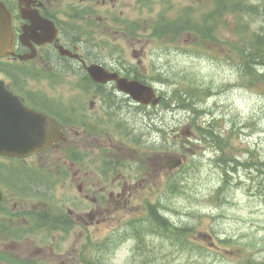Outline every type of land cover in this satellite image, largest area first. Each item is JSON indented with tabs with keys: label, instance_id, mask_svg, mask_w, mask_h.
Segmentation results:
<instances>
[{
	"label": "rangeland",
	"instance_id": "rangeland-1",
	"mask_svg": "<svg viewBox=\"0 0 264 264\" xmlns=\"http://www.w3.org/2000/svg\"><path fill=\"white\" fill-rule=\"evenodd\" d=\"M164 1L171 10V18L182 13L185 6L196 8L199 16L214 8L211 0ZM246 1L258 9L257 15H245L244 20L249 26L241 24L237 16L227 9L223 14L224 22H218L212 35L199 36L193 31L183 34V29H178L175 33L178 34L177 41L171 42V35L175 34L170 33L167 40H157L159 33L139 21V39L133 47L138 51V57L132 56L133 48L121 38L120 45L126 53L114 57V60L109 58L112 65L133 67L138 73H159L162 79L177 85L180 92L185 86H193L203 92L208 90L211 95L198 99L197 115L189 109L181 110L173 106L170 112L160 111L162 123L158 119L155 123L167 131L165 141L150 128L147 131L146 126L151 122V117L145 115L147 112H133L132 117L123 116L134 118L135 131L139 136L148 135L146 140L151 147L148 154L142 147L144 143L137 148L139 158H149V163L143 161V169L136 170L138 165L133 171L122 168L125 175L138 172L134 182H139L137 192L133 191L130 197L126 193L121 198L128 199L127 204L132 211H126L124 216L118 214L93 219L87 228L75 224L70 229V264H264V196L258 195L259 184L264 190L263 169L262 174L255 167L246 170L238 168L235 173L230 169L225 176L216 165L222 152L215 150L209 142L200 140L191 122L192 118L198 117V124L206 127L214 121L215 127L218 126L216 132L229 144L224 150L226 156L233 154L239 162H264V83L252 88L241 86V75L236 65V50L244 46V39L239 35L241 30L246 28L250 32L261 28L264 31V0ZM179 9H182L180 13ZM193 19L196 21L195 17ZM202 33L200 28L199 34ZM108 50L110 47L106 46L105 57H110ZM258 70L263 72L260 68ZM32 82L33 79H30L24 87L34 88L35 83ZM158 90L167 98L174 88L162 85ZM200 111L202 114L198 115ZM169 153L186 157L183 168L169 174L163 169L155 171L156 166L151 164L152 156L156 158ZM147 173L149 176H146ZM227 178V185L224 186ZM172 179L178 180L173 190L169 187V180ZM8 181V178L3 180ZM147 200L152 203L159 200L163 215L171 224L188 228L189 233L182 236L183 241L150 235L152 230L139 227V221L145 219ZM95 220L99 222L95 223ZM117 227L122 228V236L128 239H121L117 248L113 249L114 244L104 253V249L98 247L102 243L96 242L103 241ZM134 233L148 235L139 237ZM34 238H42L43 249L54 246V255L50 260L45 259L43 264H68L67 234L49 233L37 238L32 235L28 240L19 242V248L27 250ZM7 247V240H2L0 255L8 260ZM44 254L48 258L45 250ZM25 256L22 253L12 259L23 264Z\"/></svg>",
	"mask_w": 264,
	"mask_h": 264
},
{
	"label": "flooded vegetation",
	"instance_id": "flooded-vegetation-1",
	"mask_svg": "<svg viewBox=\"0 0 264 264\" xmlns=\"http://www.w3.org/2000/svg\"><path fill=\"white\" fill-rule=\"evenodd\" d=\"M0 1L11 14L14 34L13 54L5 58L6 85L28 108L56 121L62 132L58 143L27 159L0 157L4 192L0 242L7 240L9 257L7 260L0 255V264H11L12 258L22 253L26 254L24 259L34 258V263L40 264L46 256L44 250L49 258L52 248H39L32 241L22 251L13 237L42 234L49 228L67 231L70 236V216L77 213L79 220L88 219L92 224L96 218L124 216L132 211L128 199L121 198L137 192L139 182H134L138 172L125 175L122 168L133 171L138 165L136 170H140V163L132 144L133 132H123L117 122L124 115L132 117L138 107L151 108L153 118L154 106L134 102L118 91L114 82H94L86 67L97 64L110 74H129V80L135 79L130 74L136 73L135 68L112 65L109 58L126 53L121 38L134 47L139 39V21L151 27L169 21L170 8L164 0ZM106 46L110 47V57H105ZM132 56L138 57L134 48ZM24 74L35 75L34 88L22 85ZM158 161L153 159L151 164L160 169L163 160ZM10 168L15 173L9 174ZM18 169L29 170L26 175ZM5 178L10 181L3 182ZM52 185L59 188L53 195Z\"/></svg>",
	"mask_w": 264,
	"mask_h": 264
},
{
	"label": "trees",
	"instance_id": "trees-1",
	"mask_svg": "<svg viewBox=\"0 0 264 264\" xmlns=\"http://www.w3.org/2000/svg\"><path fill=\"white\" fill-rule=\"evenodd\" d=\"M212 2L214 4L213 11L206 15L204 14L199 25L196 23L193 24L189 19H186V24L184 25L171 23L169 24L170 33L175 34L178 32V29H183L184 32L195 31L199 33V29L201 28L203 33L200 34V36H210L216 28L218 22H224L223 14L227 11V9L231 10V12L237 16L239 22L246 26L249 25L244 18L250 15H257L258 11V9H255L249 4L247 5L245 0H212ZM216 16H218L217 23L215 19ZM239 35H242L244 39L243 48L238 49V51L236 50V65L241 75L240 83L241 86L252 88L255 85L264 83V32L260 29L250 30L249 32L246 28H244V30H241ZM171 36L173 40L175 35ZM259 68L262 69L263 72H259ZM202 93L203 91L200 88L185 86V89L183 91L181 90V92L177 88V90L173 92V96L170 100L174 104L180 105L181 103V107H190L192 112L195 114L197 111V103L199 102L198 99L203 98ZM192 121V124L195 126L197 131L202 130L200 129L199 124L196 123L195 119ZM202 131L207 135L204 136V139L210 140L216 144L220 150L228 146V142L223 144V139H221L218 134H214L215 131L212 128L210 129V127H208V129L206 128ZM230 161L236 162V159L231 157ZM174 181L176 180L172 179L170 185V189L172 190L175 188L176 184H173ZM152 211L153 217H151V219L155 224V230L156 228L163 230L164 235H169L179 242L182 240V236L184 234L185 236L188 235L189 232L187 228H177L173 224H170L161 214H159L157 209H152Z\"/></svg>",
	"mask_w": 264,
	"mask_h": 264
},
{
	"label": "water",
	"instance_id": "water-1",
	"mask_svg": "<svg viewBox=\"0 0 264 264\" xmlns=\"http://www.w3.org/2000/svg\"><path fill=\"white\" fill-rule=\"evenodd\" d=\"M10 45V18L0 3V57L10 52ZM89 73L96 78L95 70L89 69ZM126 88L137 100L144 101L139 95L143 89L139 84L129 83L124 86ZM57 139L55 124L45 116L22 107L0 81V155L23 157ZM179 164L180 160H175L167 165L174 168Z\"/></svg>",
	"mask_w": 264,
	"mask_h": 264
}]
</instances>
